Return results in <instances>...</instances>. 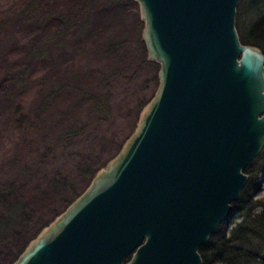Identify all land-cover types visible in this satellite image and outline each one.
<instances>
[{"label": "water", "instance_id": "1", "mask_svg": "<svg viewBox=\"0 0 264 264\" xmlns=\"http://www.w3.org/2000/svg\"><path fill=\"white\" fill-rule=\"evenodd\" d=\"M131 1L158 88L120 152L12 264H203L238 212L264 149V53L241 41V0Z\"/></svg>", "mask_w": 264, "mask_h": 264}, {"label": "rangeland", "instance_id": "2", "mask_svg": "<svg viewBox=\"0 0 264 264\" xmlns=\"http://www.w3.org/2000/svg\"><path fill=\"white\" fill-rule=\"evenodd\" d=\"M30 2L0 0V218L14 203L23 212L11 232L0 231V264L19 256L14 230L32 240L120 152L159 85L136 3L94 9V0L82 22L90 26L56 39L61 25L43 19L39 4L27 17ZM44 47L47 55L33 56ZM256 184L253 197L264 201V169Z\"/></svg>", "mask_w": 264, "mask_h": 264}, {"label": "trees", "instance_id": "3", "mask_svg": "<svg viewBox=\"0 0 264 264\" xmlns=\"http://www.w3.org/2000/svg\"><path fill=\"white\" fill-rule=\"evenodd\" d=\"M33 1L32 3L30 2L31 8L26 10L25 15L32 17L38 13L37 9L40 7L43 19L48 21L55 19V23L61 25L62 28L56 34V39L65 36V33L72 28L83 31L90 26L88 22L83 24L82 22L85 18L89 17L87 12L93 10V8H88V5L94 2V0H63V4L58 3V0ZM110 1L114 0H96V8L94 7V9H99L102 3L103 5L109 4ZM50 12L52 14L47 19ZM251 14V20L247 21V17ZM63 24H65L64 28ZM237 28L243 44L257 46L264 53V4L261 5L259 0H241L237 9ZM47 53L48 49L44 47L38 51L34 49V55H32L43 57ZM150 64L156 67V69L159 68L158 64L152 62ZM154 82L155 85L158 84V73L155 75ZM153 96L154 94L151 99ZM22 118L26 119L23 115ZM263 169L264 153L245 170V173L249 176V181L239 200L234 204L235 209L241 213V221L231 225L227 221H224L219 225L208 243L200 249L203 264H264L261 261L264 249V201L254 199L253 197V194L258 192L259 186L256 183ZM10 202L8 200L7 203ZM13 205H9L7 215L5 214L4 217L0 218V231L2 233L6 231L11 232L19 224L18 216L23 213L22 207L19 203H14ZM19 229L14 230V232L17 231L14 234V240L15 246L19 247L18 255L24 251L31 241V239L29 241L26 239L29 233L28 230L22 234L18 231ZM17 258L13 260L16 261Z\"/></svg>", "mask_w": 264, "mask_h": 264}]
</instances>
